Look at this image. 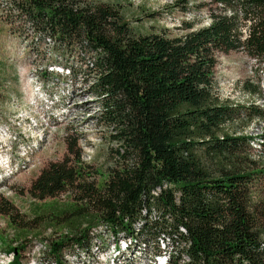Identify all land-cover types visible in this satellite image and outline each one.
<instances>
[{
    "label": "trees",
    "instance_id": "trees-1",
    "mask_svg": "<svg viewBox=\"0 0 264 264\" xmlns=\"http://www.w3.org/2000/svg\"><path fill=\"white\" fill-rule=\"evenodd\" d=\"M211 1L222 9L206 24L182 21L171 34L134 31L113 3L0 0L6 23H29L54 49L93 55L88 88L122 144L98 185L88 179L78 137L66 136L63 158L41 168L28 193L44 200L71 190L81 207L62 219L92 214L106 236L131 237L158 254L164 240L172 264H264V130L244 134L252 120H264V109L222 101L213 90L219 53L241 50L264 66V0ZM245 87L260 94L257 85ZM14 209L0 204L15 224ZM85 231L50 239L45 259L63 264L72 245L71 256H90L99 238ZM9 250L8 264H23L17 248Z\"/></svg>",
    "mask_w": 264,
    "mask_h": 264
},
{
    "label": "rangeland",
    "instance_id": "rangeland-1",
    "mask_svg": "<svg viewBox=\"0 0 264 264\" xmlns=\"http://www.w3.org/2000/svg\"><path fill=\"white\" fill-rule=\"evenodd\" d=\"M88 1L118 4L129 26L141 33H179L182 21L199 27L207 23L209 12L222 9L211 0H191L187 4L181 0ZM91 56L76 46L58 45L54 49L48 39H36L29 23L14 20L8 24L0 15V141L5 144L0 150L12 162L11 171L2 173L0 169V180L7 175L0 183V204H13L16 220L10 223L0 213V264L12 260V247L17 248L23 264H52V260H46L52 259L47 254L50 239L89 232L100 222L89 213L62 219L81 207L71 190L44 200L28 193L41 168L63 158L66 136L78 137L82 161L90 168L88 179L95 177L101 185L109 176L115 149L122 144L113 138L115 123L103 117L101 97L88 88L93 72L87 60ZM245 84L259 86L260 94L248 93ZM213 90L222 101L245 106L254 103L264 109V66L241 50L219 53ZM229 130L241 131L238 125H231ZM263 130L264 120L256 118L245 126L244 134L258 137ZM104 232L106 228L100 227L96 242L109 237ZM108 240L101 242L102 248L108 246ZM64 243L68 245L69 241ZM91 253V258H96V252ZM71 255L63 256V264L85 261L84 255L81 259Z\"/></svg>",
    "mask_w": 264,
    "mask_h": 264
},
{
    "label": "bare ground",
    "instance_id": "bare-ground-1",
    "mask_svg": "<svg viewBox=\"0 0 264 264\" xmlns=\"http://www.w3.org/2000/svg\"><path fill=\"white\" fill-rule=\"evenodd\" d=\"M5 169H7V168H5ZM115 237L113 238L112 236H109L108 238H110V241L108 240L107 237H105L103 239L101 238L100 243L95 242L93 244V247L90 249H91V252H96V254H97L96 258H91L92 253L89 254L90 256H87L88 254L86 255L83 252L81 254H79L78 258H80V255L86 256V257H84L85 261H82L81 264H100L101 260L106 263L107 257L109 259L108 260L109 262H107V264H172L171 259L169 257L170 256L169 250H166L167 248H165V245H164L166 243V241L164 242V240L159 241V244L161 245V249H163V251L160 254H158V253L154 252L153 248L146 247L145 245H142L140 243H136L135 240L131 237H127L124 235H119L117 238H115ZM159 239H161V238H159ZM105 240H106V242H107V240L109 241L108 246H105L104 248H102L101 242H105ZM141 240H143V239H141ZM143 243H144V241H143ZM147 246H148V244H147ZM78 258L76 257V259H78ZM136 258H138L137 263H135ZM179 264H186V263L181 262Z\"/></svg>",
    "mask_w": 264,
    "mask_h": 264
},
{
    "label": "built area",
    "instance_id": "built-area-1",
    "mask_svg": "<svg viewBox=\"0 0 264 264\" xmlns=\"http://www.w3.org/2000/svg\"><path fill=\"white\" fill-rule=\"evenodd\" d=\"M101 223H104V222H99L95 227H93L90 231H89V237L90 236H92V235H94V234H96V233H99L100 232V224ZM118 248V247H117ZM75 249V245H72L71 246V248L69 249V250H67V251H64V254H63V256L65 255V254H67V253H70V252H72L73 250ZM171 256H173V251L171 250ZM50 261V260H49ZM175 264H177V260L175 259Z\"/></svg>",
    "mask_w": 264,
    "mask_h": 264
}]
</instances>
